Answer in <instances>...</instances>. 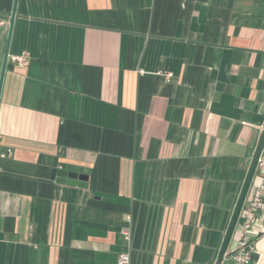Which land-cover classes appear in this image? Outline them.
Here are the masks:
<instances>
[{"label": "crops", "instance_id": "0c3cea01", "mask_svg": "<svg viewBox=\"0 0 264 264\" xmlns=\"http://www.w3.org/2000/svg\"><path fill=\"white\" fill-rule=\"evenodd\" d=\"M14 1L0 264H215L264 127V0H18L11 30Z\"/></svg>", "mask_w": 264, "mask_h": 264}, {"label": "built area", "instance_id": "2783aa9c", "mask_svg": "<svg viewBox=\"0 0 264 264\" xmlns=\"http://www.w3.org/2000/svg\"><path fill=\"white\" fill-rule=\"evenodd\" d=\"M3 24V21H0ZM14 63L23 65V55L11 57ZM264 233V148L259 156L247 196L243 203L237 226L222 264H256L255 238ZM128 235V232H125ZM129 253L119 256L118 264L130 263Z\"/></svg>", "mask_w": 264, "mask_h": 264}, {"label": "water", "instance_id": "95a60500", "mask_svg": "<svg viewBox=\"0 0 264 264\" xmlns=\"http://www.w3.org/2000/svg\"><path fill=\"white\" fill-rule=\"evenodd\" d=\"M18 0L14 1V10L12 13V16L10 18V22H11V30L14 24V18H15V13H16V6H17ZM11 32L9 34V39H8V45H7V49L5 52V56H4V61H3V65H2V70H1V77H0V94H1V90H2V83H3V79H4V73H5V69H6V65H7V61H8V55H9V41L11 39ZM264 148V127L263 130L261 132V135L258 139L256 148L254 150V154L253 157L251 159V162L248 167L245 179L243 181L242 187L240 189L236 204L234 206L232 215L230 217L228 226L226 228V232L224 234L219 252H218V257L217 260L215 261V264H222L223 259H224V255L228 249V246L230 245L233 233L235 231V228L237 226V222L239 219V215L241 213V209L243 206V203L245 201V198L247 196V192L249 190L253 175L255 173L256 170V166H257V162L259 159V156L262 152ZM88 175L85 174H81V173H76V172H72V171H67L64 169H53L51 176H50V180L52 181H56L57 183H61V184H68V185H78L79 187L82 188H87L88 187Z\"/></svg>", "mask_w": 264, "mask_h": 264}]
</instances>
